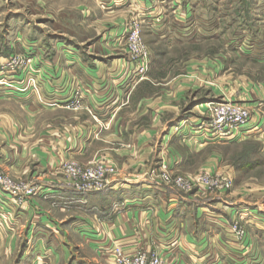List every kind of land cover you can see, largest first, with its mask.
I'll list each match as a JSON object with an SVG mask.
<instances>
[{
	"label": "crops",
	"instance_id": "1",
	"mask_svg": "<svg viewBox=\"0 0 264 264\" xmlns=\"http://www.w3.org/2000/svg\"><path fill=\"white\" fill-rule=\"evenodd\" d=\"M115 24L102 39L109 45L121 40L123 29L120 23ZM259 36L262 37L260 33ZM79 46L59 39L55 47L47 45L48 51L39 57L41 77L34 86L40 97L29 95L22 107L30 114L41 113L47 118L54 113V117L38 119L42 127L39 130L29 120L22 135L25 145L17 147L18 155L5 163L21 175L32 171L28 169L31 160L39 161L43 169L33 178L40 181L42 190L26 206H9L4 211L0 251L19 250L16 264H91L90 259L77 258L74 252L79 254L84 248L93 254L97 264L96 259L114 264L110 255L113 245H120L127 254L141 248L158 252L164 256L165 264H264L263 204L235 191L209 196L181 193L146 174L157 168L161 159H167L169 167L176 170L196 166V162L205 171L213 172L216 165L221 168L229 164L217 150L242 142H211L189 133V125L200 122L207 100L200 98L192 112L180 113V101L189 100L193 91L184 78L172 82L161 95L131 98L128 95L143 82L136 81L133 75L135 65L108 49L85 51ZM259 53V61L264 62V52ZM32 86L31 83V89ZM75 86L81 90L83 100L80 110L71 111L67 106ZM223 93L254 107L246 140L257 142L256 156L264 158V81L241 82L234 78L227 82ZM145 115L148 124L137 123L132 129L130 122ZM70 119L77 121L78 131L55 127L54 121L66 126ZM47 124L53 127L44 129ZM99 141L102 145L96 150ZM46 142L54 151L45 147ZM113 142L117 146L113 147ZM99 150L112 155L125 172L110 187L82 196L66 189L60 181L44 178L59 165L52 160L59 159L60 154L84 158L89 153L93 158ZM206 150L208 154L201 158ZM254 164L243 162L238 169L229 165L237 175L249 171ZM51 205H56L55 209ZM237 219L251 233L244 243L239 242L232 228ZM17 234H23L26 242L17 243ZM10 256L8 253L4 258L5 264H12Z\"/></svg>",
	"mask_w": 264,
	"mask_h": 264
},
{
	"label": "rangeland",
	"instance_id": "2",
	"mask_svg": "<svg viewBox=\"0 0 264 264\" xmlns=\"http://www.w3.org/2000/svg\"><path fill=\"white\" fill-rule=\"evenodd\" d=\"M116 1L118 0H0V225H4L2 215L4 211L9 210V206H26L29 199L42 190L40 181L33 178L38 177V171L43 169L39 161L36 163L31 160L28 169L32 171L27 170L29 173L19 175L9 169L5 160L17 156L16 150L20 145H25L22 135L30 124L29 120L35 122L33 127L39 130L41 124L38 125V119L42 118L44 121L54 117V113L47 118L41 113H27L22 105H25L24 98H29V95L36 94L40 97V91L36 88L37 81L41 77L38 70L41 64L39 57L44 51H48L47 45L55 47L59 39L65 40L70 46L80 45L79 48L85 51L104 49L106 52L108 49L111 53L124 55L129 64L135 65L133 75L136 76V81H143L128 95L136 100L161 95L171 88L172 82L184 78L189 81L193 91L192 95H189V100L180 101L182 114L192 112L194 104L200 98L207 100L205 104L218 103L224 101V95L234 101L244 102L252 111L254 110L248 101L237 97L231 98L228 93L223 95L222 90L227 86V82L234 78L241 82L249 79L264 81V62L259 61L262 57H257L260 51L264 52V38H262L264 37V0ZM116 22L120 23L119 27L123 29L120 32L121 40L117 45H109L102 39L110 33ZM135 23L138 24L139 39L146 53L145 59L141 61V64L146 65V70L141 73L135 72L138 62L132 60L129 55L125 34L126 29ZM78 90L81 92L75 86L70 103L75 100V92ZM195 97L197 100H194ZM70 103L67 109L71 111L81 109V105L75 107L70 106ZM135 108L133 105V112ZM128 110L131 112L130 109ZM204 113H206L205 108L200 113L202 118L206 115ZM253 113L254 111L252 115ZM33 116L36 118L35 121L29 118ZM147 117L148 115H145L134 121L135 118L130 122L132 129L137 123L143 122L147 125L149 122ZM47 122L53 123L50 119ZM54 123H57L55 127L58 125L65 131H78L77 121L71 119L66 126H61L63 124L61 122L54 121ZM51 127L52 124H47L44 129ZM235 141L226 142L237 143ZM240 142L242 143L223 146L224 148L217 151L237 169L243 162L255 163L253 168L236 175L232 172V165L228 164L221 168L216 165L217 170L213 171H231L235 177L232 189L226 194L235 191L250 201L264 205V158L256 156L259 153V144L255 141H247L246 138ZM113 143V147L117 146L116 142ZM45 144L46 148L51 147L54 151L50 142ZM101 145L102 142L99 141L95 146L96 150ZM208 152L209 150L202 152L200 157L204 158ZM85 156L80 158L60 154L59 159L52 160L59 165L44 178L60 181L59 183L66 189L74 192L69 188L73 184L85 185L98 182L87 178L95 170L96 165L104 159L112 160L115 168L101 179L103 189L113 185L125 174L120 163L106 151L99 150L93 158L89 153ZM165 160L161 159L160 165L147 171L146 174L164 183L167 177L173 179L188 177L205 171L197 166L196 162L193 164L196 166L190 165L188 169H171L167 159ZM163 164L168 165V168L164 169ZM35 173L37 175H34ZM8 188L10 191H7ZM174 189L198 196L218 194L213 192L198 194L195 190L185 192ZM90 193L93 192L86 191L80 195L85 196ZM51 206L55 209L56 205ZM241 221L236 220L244 231L238 239L240 243H244L250 239L251 233L248 226ZM25 239L23 234L16 235L17 243L26 242ZM19 252V250H1V264H5L8 253L11 254V263H18ZM74 252L77 258H87L90 259L91 264H97L92 260L93 254L87 248L80 250L79 254ZM72 260L74 261V257ZM96 261L98 264H104L101 259Z\"/></svg>",
	"mask_w": 264,
	"mask_h": 264
},
{
	"label": "built area",
	"instance_id": "3",
	"mask_svg": "<svg viewBox=\"0 0 264 264\" xmlns=\"http://www.w3.org/2000/svg\"><path fill=\"white\" fill-rule=\"evenodd\" d=\"M131 25L129 29H126L128 48L132 60H136L138 64L135 68V72L141 73L146 69V65L141 64V61L145 59V49L139 39L138 24ZM82 92L79 90L75 92V100L70 103V106H80L83 98ZM224 95V94H223ZM223 100L218 103H209L205 105L206 114L201 118L198 124L189 125V133L197 136L204 137L207 141L211 142H226L233 140H243L247 138L248 125L253 117L252 109L244 102H237L233 99L223 96ZM207 104V103H206ZM167 166V167H166ZM114 163L112 160L104 159L98 163L95 170L90 173L88 180L98 181L95 184H73L68 186L74 193L80 194L82 192H95L103 189L101 179L111 171H114ZM163 168H168V165L163 164ZM235 181V177L231 171H203L199 174L188 177L170 178L164 181L166 185L172 188H176L185 192L195 190L198 194L213 193H226L231 190ZM13 189V188H12ZM7 191H10L8 188ZM12 193V192H11ZM13 194V193H12ZM237 236H242L244 231L238 222H235L233 227ZM113 258L114 264H165L164 256L155 251H149L147 249H139L134 254H127L124 250L118 246L113 245V249L110 252Z\"/></svg>",
	"mask_w": 264,
	"mask_h": 264
},
{
	"label": "bare ground",
	"instance_id": "4",
	"mask_svg": "<svg viewBox=\"0 0 264 264\" xmlns=\"http://www.w3.org/2000/svg\"><path fill=\"white\" fill-rule=\"evenodd\" d=\"M205 105H209V103L205 104Z\"/></svg>",
	"mask_w": 264,
	"mask_h": 264
}]
</instances>
